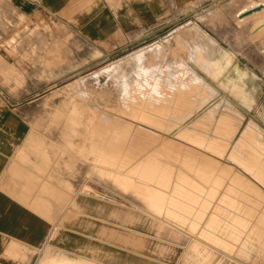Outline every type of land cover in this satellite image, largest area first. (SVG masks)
Returning a JSON list of instances; mask_svg holds the SVG:
<instances>
[{
    "label": "crops",
    "instance_id": "crops-1",
    "mask_svg": "<svg viewBox=\"0 0 264 264\" xmlns=\"http://www.w3.org/2000/svg\"><path fill=\"white\" fill-rule=\"evenodd\" d=\"M167 5L168 0H0V36L7 19L16 16L46 25L57 21L111 55L141 45L162 31L167 25ZM166 62L161 57L150 64ZM148 68V75L141 73L142 79L154 86L153 81L161 79L160 67ZM131 72L128 80L139 78ZM147 90L146 94L157 95L153 87ZM22 94L18 91L14 96ZM214 99L170 132L143 122L144 127L196 152L201 166L160 167L159 185L149 186L142 199L99 178L87 185L86 169L72 174L69 168H56L54 146H50L54 139L33 134L42 105L13 104L0 92V264H175L188 248L194 257L199 244L208 250L205 255H229L214 242L235 248L236 264H264V185L227 157L244 130L252 128L264 140V120L256 99L251 107L240 105L239 115L218 111L216 118L226 112V127L238 126L233 137L223 135L228 155L219 157L207 147L216 126L210 115ZM187 129L202 139L197 137L196 143ZM38 144L46 145L41 148L46 150V159L35 153ZM215 160L234 165L232 176L250 183L236 187L234 193V186L224 178L231 169L215 173Z\"/></svg>",
    "mask_w": 264,
    "mask_h": 264
},
{
    "label": "rangeland",
    "instance_id": "rangeland-1",
    "mask_svg": "<svg viewBox=\"0 0 264 264\" xmlns=\"http://www.w3.org/2000/svg\"><path fill=\"white\" fill-rule=\"evenodd\" d=\"M262 4L264 0H168L167 25L162 31L141 45L111 55L104 54L64 23L56 21L46 25L24 16L7 19L0 36V92L13 104L42 105L33 134L54 139L55 144L50 146H54L56 168H69L72 174L86 169L87 185L99 178L124 191H133L143 199L151 189L149 186L159 185L160 167L195 169L201 166L196 152L142 125V115L147 107H154L158 121H166L165 112L179 107L178 100L169 102V106L160 105L170 100L171 95L189 97L191 104L197 103L195 88H188L191 71L219 88L216 80L212 82L210 74L204 70L208 67L196 61L200 56H194L198 44L208 45L215 54L219 53L217 55L226 54L231 72L248 74L245 77L247 86L257 100L264 120V25L259 27L264 24V9L246 14ZM36 20L40 17L36 16ZM197 28L208 36L197 35ZM156 44L165 47L159 56ZM129 56L141 58L138 72L144 75L150 72L149 66L160 67L159 81L163 83L156 81L161 86L156 96L146 94L148 87L156 90L155 81L151 86L139 75L136 80H126V71L132 70L130 65H124L125 70L121 72L107 71ZM161 57L168 62L150 64ZM171 60L176 63H170ZM203 72L207 73L206 77ZM217 90V94H221L215 95L214 106L217 105L219 111L230 106L229 110L239 114L240 105L232 101L228 105L230 99L222 89ZM18 91L23 94L14 96ZM153 97L160 102L148 104ZM172 115L178 117L179 111ZM167 121L172 119L167 118ZM36 146L39 147L35 148L38 157L44 155L46 159V150H41L46 145ZM227 157L240 166L237 157ZM224 167L231 169L224 178L225 183L234 186L231 188L234 193L236 187L250 183L240 176H232L236 170L234 165L223 160L214 161L215 173H222ZM122 173L128 175H120ZM72 178L75 177L72 175ZM218 178L216 182H219ZM86 189L91 190L89 186ZM201 237L211 241L207 236ZM214 243L229 255L221 256L217 252L205 255L203 253L208 250L199 244L194 248V257L188 248L175 264H236L232 256L235 248Z\"/></svg>",
    "mask_w": 264,
    "mask_h": 264
},
{
    "label": "bare ground",
    "instance_id": "bare-ground-1",
    "mask_svg": "<svg viewBox=\"0 0 264 264\" xmlns=\"http://www.w3.org/2000/svg\"><path fill=\"white\" fill-rule=\"evenodd\" d=\"M196 34L199 35L200 37L201 36H204V37L205 36H208L203 31L199 30V28H197ZM195 41H197V40H195ZM198 43H200V42H198ZM161 45L162 44H156L155 45L156 52L158 54L157 56H159V53L160 52L163 53V51L165 49V47L164 46H161ZM194 46H197V45H194ZM193 50H195L194 47H193ZM220 53H223V51L220 50ZM217 54H219V53H217ZM217 54H215L208 45H204L203 46L202 44H198L197 51L194 54V56L195 57L197 55H200L201 56V57L198 56L196 61L201 66H205L206 65L208 67V69H204V68L203 69L207 73L210 74V76L212 78V80H211L212 82H213V80L214 81L216 80L215 83H217L219 85V88L222 89L223 92L230 99V102L228 100V103H227L228 105L229 104H232L231 103V101H232L233 103H236V104H239V105H242V106L243 105H246L248 107H251L252 106V103L254 102V98L251 96L250 90H249V88L247 86V83H246V80H245V77L248 74H246V76H245V74L241 73V71L240 72L239 71H236L234 73L231 72L230 67H229V58L227 57V55L226 54L217 55ZM115 65H117L118 68H117V66H116V68L114 66L113 67L111 66V68L110 69H107V71L110 72V73L111 72H116V70H118V72H121L122 70H125L124 65H128V66L130 65L132 67V70L131 71H133L134 74L137 73V74H139L140 77H142L141 73H138V70L141 69V58H139V57L137 58V56L136 57H133V56L126 57V59L121 64H119V65L118 64H115ZM131 74L133 75L132 72H131ZM190 74H192V76H191L192 80L189 83L188 88L189 89L195 88V91H196L195 93H196V96H197V103H196L197 105L196 104H191L189 97H182L181 95H179V96L177 95L178 97L176 98V97H174V95H173V97L171 95V99L170 100H168L166 102H163L160 105L169 106V104H168L169 102L175 103L178 100L179 101V103H178L179 104V107L176 108V109L170 108L172 110L165 112L166 121H158L155 118V116L157 114H156L155 111H153V110H155L154 107H147L146 108V110L144 111V113L142 115V120L144 122H146V123L151 124V125H152V122L154 120H157L158 122H155L154 123V126L160 127L163 130L170 132L174 128H176L183 121L182 120L183 118H185V117L187 118L189 115H191L193 113V111H195V110L197 111V109L199 107L204 106L208 101H210L212 99L213 96H215L217 94V91H218L217 89H219V88H217L214 85H212V83L210 81L204 80L198 74H195V72H192L191 71ZM126 80L128 81V77H126ZM156 81H158V80H155V82ZM159 82H162V81H159ZM159 82L158 83L157 82L155 83L156 90L153 91L154 93H156L158 91V88L160 86V83ZM167 83H169V82H167ZM162 86H164V85H162ZM158 102H160V100L157 97H153V99H151L150 101H148V104H157ZM221 104H220V106H221ZM194 105H196V106H194ZM156 107H158V106H156ZM227 108L228 109H226V112L229 111L230 106L227 107ZM147 109H148V111H147ZM184 110H186V111L184 112ZM219 110L220 109H218L217 105H215L212 108V110H211V114H210L211 117H215ZM175 111H179L178 117H174L172 115V113H174ZM226 112H225V114H220V112H219V114H220L219 118H216L215 117V119H213V120H215V123H216L215 129H214V132H213L214 133V136L210 137L209 138V144L207 143L208 144L207 147H209V149L212 151L211 153H214L215 155L217 154L219 157L220 156L221 157H224V156L226 157L228 155V143H225L224 144V141H223V138L224 137H223V135H226L227 134L228 136L233 137L234 134H235V131L238 130V126L237 127H233V128L231 127V129H229L228 127L225 126V119L227 117L226 116ZM232 112H234V111H232ZM204 114H206V113H204ZM232 114H234V113H232ZM202 117L205 118V116H202ZM167 118H171L172 121H167ZM195 121H197V119ZM200 121H202V120H200ZM208 121L211 122V120H208ZM231 121H233V120L231 119ZM203 122H202V124H203ZM233 122H236L237 123V121H233ZM199 123H201V122H199ZM209 123H204V124H207L208 125ZM211 123H213V122H211ZM236 123H234V124H236ZM209 125L212 126V124H209ZM247 127H249V126H247ZM183 128H184V126H183ZM187 128H188V126H187ZM206 128H208V127H206ZM196 130L199 131L198 129H196ZM208 130H210V129H208ZM208 130H207V132H208ZM178 131H180V130H178ZM202 132H204V130L201 131V133ZM186 134L193 135V141H195L196 143L199 142V140H198L199 138H197V137H200L201 138V136L194 135V132L193 131L191 132V131L188 130L186 132ZM241 134L242 135H240V138H238L237 142L233 146V149H232L231 153L228 156L237 157L239 159L240 166L243 169H246L247 171H249V173L251 175H253L255 178H257L259 180V182H261V184L264 185V142L260 139V137H256L255 136V130L252 129V128L248 129L247 131L244 130L243 133H241ZM229 139H230V137H229ZM226 141H229V140H226ZM236 162H234V164ZM237 166H239V165H237ZM241 167H240V169H242Z\"/></svg>",
    "mask_w": 264,
    "mask_h": 264
},
{
    "label": "water",
    "instance_id": "water-1",
    "mask_svg": "<svg viewBox=\"0 0 264 264\" xmlns=\"http://www.w3.org/2000/svg\"><path fill=\"white\" fill-rule=\"evenodd\" d=\"M262 9H264V4H263V5H260V6H258V7H256L255 9L249 11V12L246 13V14L249 15V14H252L253 12H255V11H260V10H262Z\"/></svg>",
    "mask_w": 264,
    "mask_h": 264
}]
</instances>
